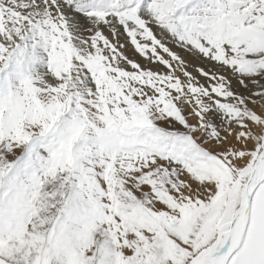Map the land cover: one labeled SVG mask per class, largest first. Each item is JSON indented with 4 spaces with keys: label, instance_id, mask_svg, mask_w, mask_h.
Listing matches in <instances>:
<instances>
[{
    "label": "snow or ice",
    "instance_id": "obj_1",
    "mask_svg": "<svg viewBox=\"0 0 264 264\" xmlns=\"http://www.w3.org/2000/svg\"><path fill=\"white\" fill-rule=\"evenodd\" d=\"M0 264H264V0H0Z\"/></svg>",
    "mask_w": 264,
    "mask_h": 264
}]
</instances>
